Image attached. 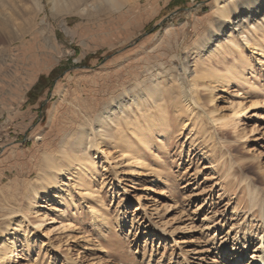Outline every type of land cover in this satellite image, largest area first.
I'll return each instance as SVG.
<instances>
[{
    "label": "rangeland",
    "instance_id": "obj_1",
    "mask_svg": "<svg viewBox=\"0 0 264 264\" xmlns=\"http://www.w3.org/2000/svg\"><path fill=\"white\" fill-rule=\"evenodd\" d=\"M138 1L57 19L45 0L31 27L27 2L0 27V264L264 261V30L244 23L259 0L229 17L218 0ZM135 95L99 141L100 115ZM83 130L79 159L59 158Z\"/></svg>",
    "mask_w": 264,
    "mask_h": 264
},
{
    "label": "bare ground",
    "instance_id": "obj_2",
    "mask_svg": "<svg viewBox=\"0 0 264 264\" xmlns=\"http://www.w3.org/2000/svg\"><path fill=\"white\" fill-rule=\"evenodd\" d=\"M47 1H49L50 9L52 10V12L54 13V16L57 19H61L65 17V15L70 14V13L77 14L80 19H82L81 16L93 17L102 11H106V10L118 11L126 7L131 2H136V1L139 2L138 0H47ZM229 1L236 2L237 0H218L217 1L216 11L217 13H220V16L229 17V13H228ZM27 2L32 4L30 13L31 15L33 14L32 15L33 18L23 19V24L25 26L31 27L32 24H36L38 22L37 18L41 16L42 12H46V7L44 5L45 0H0V27L2 30L6 31L7 29H10V28L12 30V27L16 25V21H18L17 20L18 12H20L21 8L24 7ZM244 23L245 25H247V28L249 27V32H260L264 30L263 29L264 28V0H259L257 10L253 12L250 16H248L244 20ZM237 24L243 25V20L240 19ZM239 43L237 44L239 45ZM202 46L203 45H200V47H197L196 51L201 50ZM34 54L35 53H33V57H35ZM157 87H158V83L154 84V86L145 93V96L147 97L154 96L155 92H157L156 91ZM133 102H136L137 107H139V105L144 103V98H140L138 95L127 98L119 102L113 108L111 107L110 109H108L102 115H100L99 119L97 120V128L99 130L97 131V135H99L100 137L99 141L102 142V140H104V137H109V132L110 131L113 132V129L120 125L121 120L129 117V112L131 113L130 107ZM162 123H163L162 130L164 131L166 125L164 122ZM152 124H154V122ZM141 128L142 126L140 125V130H137L136 132L134 131V135L136 137L144 136L145 132ZM89 137H90V134L86 132V130H83L77 142L75 143L71 142L72 144H69V142L67 141L63 145V147L61 148L62 149L61 153L59 154L58 157L59 158L63 157L67 159L69 155L68 150L73 149L74 151L73 156H75L76 160L79 159V154L80 152H82L81 148L86 143H88ZM110 138H113V136L110 135ZM142 141L143 140H141V142ZM101 142H99V145ZM81 166H82V169L80 171H81L82 177L80 180L82 182V187L87 188L88 180L90 179L91 174L94 173L93 165L91 161L86 160L85 162L81 163ZM55 167L57 166H55L54 158H52L51 156L45 155L43 159V166H42L41 172L38 175V181L44 182V177L45 176L48 177L47 171L48 170L52 171L55 169ZM78 169L79 168L76 167V170ZM52 179H55V178H52ZM57 181H58L57 191H59V189L61 188V183H63V179L59 178V180ZM73 205L74 204H70L69 207L72 208ZM263 222H264V217H263ZM261 264H264V261H261Z\"/></svg>",
    "mask_w": 264,
    "mask_h": 264
}]
</instances>
